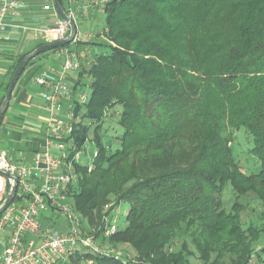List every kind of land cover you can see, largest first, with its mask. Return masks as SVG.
<instances>
[{"label":"trees","instance_id":"16d2710c","mask_svg":"<svg viewBox=\"0 0 264 264\" xmlns=\"http://www.w3.org/2000/svg\"><path fill=\"white\" fill-rule=\"evenodd\" d=\"M60 1L68 14L69 3ZM103 11L105 27L94 42L50 50L68 49L79 59L73 86L78 151L88 141L83 120L97 124L96 163L76 164L78 186L69 192L83 224L126 202V225L105 239L102 223L94 235L110 247L129 243L142 253L140 264H192L184 248L169 250L194 224L201 264H248L253 254L264 261L252 249L264 224L245 227L244 206L235 202L241 197L264 207V0H106ZM26 55L17 60L0 106ZM86 78L92 94L81 104L75 96ZM118 106L124 134L122 149L112 153L100 129ZM241 132L252 138L248 154L261 166L256 174L236 159L233 144ZM228 187L230 212L224 210ZM83 263L127 264L93 253L77 254L69 264Z\"/></svg>","mask_w":264,"mask_h":264},{"label":"built area","instance_id":"2783aa9c","mask_svg":"<svg viewBox=\"0 0 264 264\" xmlns=\"http://www.w3.org/2000/svg\"><path fill=\"white\" fill-rule=\"evenodd\" d=\"M78 1L67 0L70 6ZM105 4L106 0H90L89 3L91 7L99 6L102 9ZM21 6V0H0V32L5 29L4 19L8 15H16ZM45 10L57 13L51 5H46ZM68 16L76 24L74 41H77L81 37L77 12L71 7ZM40 33L60 41L68 36L70 27L60 19L55 26L40 30ZM60 51L63 64L59 72L44 73L34 79L35 84L42 88V97L49 113L42 146L35 153L32 163L23 159L15 162L9 160L5 153L0 154V170L18 180L14 201L0 215V264H67L82 251L127 264H140L136 257L100 244L94 232L83 224L70 201V189L78 184L76 164L81 151L77 150L73 139L78 119L74 111L73 86L65 79L68 74L79 70L80 63L70 50ZM89 54L87 49L83 56ZM75 98L81 104L88 100L85 92L77 93ZM64 100L72 105L60 116ZM8 192L9 180L0 175V206ZM112 207L113 204L106 207L103 219L102 235L105 239L112 238L121 229L118 225L119 214L110 212ZM50 215L61 218V224L66 223L67 229L57 228ZM42 221L48 224L44 225Z\"/></svg>","mask_w":264,"mask_h":264},{"label":"rangeland","instance_id":"374dc122","mask_svg":"<svg viewBox=\"0 0 264 264\" xmlns=\"http://www.w3.org/2000/svg\"><path fill=\"white\" fill-rule=\"evenodd\" d=\"M82 2H83L82 3L83 8H87V9L81 10L80 14L78 13V31L81 34V40L94 42L95 37L101 34L104 30L106 14L104 13L103 9L99 6L91 7L89 5L90 0H82ZM73 9L74 11L76 10L74 6ZM73 53L77 56L76 52ZM55 62H56L55 63L56 66H58L60 61L57 59ZM41 66L47 67L49 66V62L45 60L42 62ZM84 83L85 85L83 87V92H85L88 97L87 100L88 103L92 94L91 81L89 78H86L84 80ZM70 105H72L70 101L68 102L64 100L62 102V111L59 113L60 116H63L64 110H66ZM121 110H122L121 107L118 106L116 107L114 112L109 113L108 117L103 122L102 127L100 129L101 141L104 145L110 147L109 151L112 153H115L118 150L122 149L121 139L124 134V129L119 124V114ZM22 114L20 110L15 111V113L13 114L12 104L5 113L4 120L0 124V154L5 153L8 156L9 160L15 162H19L23 159L25 162L28 163V161H31L33 158V153L27 150V146H29L31 139L33 138V134L24 129L23 126L26 120L22 121L21 119L18 118V116ZM80 121L81 120H78V123H80ZM82 123L84 126L89 127L88 141L85 144L83 150L81 151V155L77 161V165H79L82 168H92L96 163L95 154L97 152V147L94 138H95L97 124H92V122L88 119H84ZM16 125L19 127L13 128ZM236 137L237 139L234 142L233 147L235 150V156L237 161H239V164L241 165L243 170L248 174L252 172L255 174L258 173L261 169L260 164L255 158L251 157L248 154V148H251L253 145L252 138L243 132L238 133ZM104 167H107V165L105 164ZM77 186L78 184H76L74 188H77ZM235 202L237 205L244 206L241 216L243 222L245 223V227H248L250 222L258 226L264 224V222L260 218L261 213L264 211L263 206L255 202L252 203L246 202V199L241 197L236 198ZM245 204L247 205L245 206ZM233 205H234V197L232 196L231 188L228 187V189H226V194L224 198V210L226 212H230L231 208H233ZM105 210L106 208L103 211L104 213ZM129 210H130V205L124 202L121 203V205L114 211V213L116 212L119 214L118 225L120 227H124L126 225V217ZM50 216L55 221L56 223L55 226L57 228H61L63 230L67 229L66 223L61 224L63 222L61 218H58L56 216L54 217L53 215ZM102 221L103 219L101 218V221L95 222V224L92 225L90 224L89 220L86 219L85 223L87 225L86 226L87 229L89 228L92 229L93 232L95 231L99 232L103 223ZM42 223L44 225L48 224L46 221H42ZM197 231H198V227L195 224L192 225L190 229L186 233H184L182 239L180 241H177L172 247V249L169 250V252L179 253L184 248L182 253L185 256L192 255V257H190V261L192 264H201L202 262L198 259L200 252L197 251V247L193 243L191 237L192 234H197V233L199 234V232ZM263 248H264V235L262 236L261 240H259L252 246V249L253 250L255 249V252L257 253L258 252L262 253V257L264 258V252H260ZM117 250L124 251L127 254H129L130 257H136V258L142 254L136 251L129 243H124V244L120 243L119 247H117ZM166 250L168 249H165V251ZM82 253H86V252L82 251L81 254ZM156 259L157 258H155V260ZM259 260L260 259L257 257V255L253 254L251 261L248 264H264V261H259ZM156 261H160V259H157ZM83 264H87V263H83Z\"/></svg>","mask_w":264,"mask_h":264},{"label":"crops","instance_id":"0c3cea01","mask_svg":"<svg viewBox=\"0 0 264 264\" xmlns=\"http://www.w3.org/2000/svg\"><path fill=\"white\" fill-rule=\"evenodd\" d=\"M21 1L22 6L19 12L16 15H8L4 19L5 29L0 32V96L17 60L35 50L40 44L55 41L53 36L44 37L40 30H47L60 20L54 11L45 10L46 5L54 6L53 0ZM82 3V0H79L73 5L77 15L85 9ZM73 6L69 5V9ZM36 30L39 31L36 32ZM78 40L80 41L81 37ZM60 53V50L50 51L37 57L22 74L12 94L10 105H13V114L20 110L23 114L18 118L22 121L26 120L23 127L33 134V138L27 146V150L33 153V158L36 153L33 148L39 150L42 146L45 130L49 123V113L42 97V88L35 84L34 79L44 73L59 72L63 64ZM84 53L85 51H81L82 55ZM57 59L60 61L58 66L55 64ZM45 60L49 62V66L42 67V62ZM65 80L74 86L77 82V72L68 74ZM16 127L19 126L16 125L13 128ZM33 158L28 163H32Z\"/></svg>","mask_w":264,"mask_h":264},{"label":"water","instance_id":"95a60500","mask_svg":"<svg viewBox=\"0 0 264 264\" xmlns=\"http://www.w3.org/2000/svg\"><path fill=\"white\" fill-rule=\"evenodd\" d=\"M53 5H54L57 13L60 15L61 19L69 25L70 33L63 40L54 41V42L47 43V44H44V45L37 47L35 50L30 52L29 54H27L23 58V60L17 66V68H16V70H15V72H14V74H13V76L9 82V86H8V89L5 93L4 100L0 106V120L2 119V117L5 115V113L7 112L8 108H9L13 91H14V89H15L18 81H19V78H20L23 70L27 66V64L31 60H33L34 58L39 56L42 52L65 47L66 45L74 42V40L76 38V34H77L76 24L68 16L66 11L64 10L61 1L60 0H53ZM0 175L9 180L8 195L5 199V201L3 202V204L0 206V215H1L6 210V208L14 201V199L16 197L17 190H18V180L16 178L12 177L9 173L1 171V170H0Z\"/></svg>","mask_w":264,"mask_h":264}]
</instances>
